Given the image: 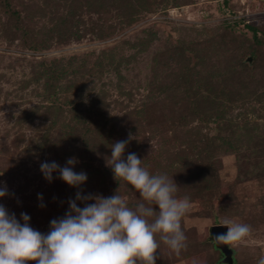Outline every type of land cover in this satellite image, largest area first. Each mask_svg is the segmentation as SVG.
Instances as JSON below:
<instances>
[{
    "label": "rangeland",
    "instance_id": "obj_1",
    "mask_svg": "<svg viewBox=\"0 0 264 264\" xmlns=\"http://www.w3.org/2000/svg\"><path fill=\"white\" fill-rule=\"evenodd\" d=\"M129 135L122 158L172 177L191 204L186 248L177 255L157 235L156 264H223L214 237L225 219L252 229L228 245L236 264H258L264 0H0V204L42 234L69 201L85 206L78 191L118 193L134 210L140 194L107 166ZM72 157L87 174L79 189L44 178L41 163Z\"/></svg>",
    "mask_w": 264,
    "mask_h": 264
},
{
    "label": "clouds",
    "instance_id": "obj_2",
    "mask_svg": "<svg viewBox=\"0 0 264 264\" xmlns=\"http://www.w3.org/2000/svg\"><path fill=\"white\" fill-rule=\"evenodd\" d=\"M131 139L129 135L128 140L110 146L107 166L116 180L126 181L140 194L142 202L134 210L118 193L103 197L84 196L78 191L76 200L85 206L80 208L76 201H69L68 213L51 221L50 231L42 234L30 226L27 214H21V224L0 204V264H156L155 253L160 246L157 235L179 255L187 246L181 220L191 208L190 201L188 197L177 198L179 188L172 177L150 174L135 153H129L126 161L122 158ZM77 163L75 157L64 167L55 161L43 162L40 171L49 182L53 173H59L63 182L79 189L86 183L87 174L73 170ZM7 195V186L0 187V198ZM221 226L228 231L215 236L214 241L233 247L252 231L249 225L227 219ZM258 264H264V257Z\"/></svg>",
    "mask_w": 264,
    "mask_h": 264
},
{
    "label": "water",
    "instance_id": "obj_3",
    "mask_svg": "<svg viewBox=\"0 0 264 264\" xmlns=\"http://www.w3.org/2000/svg\"><path fill=\"white\" fill-rule=\"evenodd\" d=\"M251 60V59H250ZM228 231L227 228L224 229V233L226 234ZM216 247L223 253L224 259L223 262L225 264H234V256H233V250L228 245H222L215 242Z\"/></svg>",
    "mask_w": 264,
    "mask_h": 264
},
{
    "label": "trees",
    "instance_id": "obj_4",
    "mask_svg": "<svg viewBox=\"0 0 264 264\" xmlns=\"http://www.w3.org/2000/svg\"><path fill=\"white\" fill-rule=\"evenodd\" d=\"M227 2V1H226ZM227 3H225V5H226ZM10 8V6H8V4H6L5 5V7H4V11L5 12H7V13H9L10 15H14L15 14V12L14 11H12L11 9H9ZM250 30H251V32L253 33V37H254V39L257 41V42H262L263 40L261 39V37H260V35H259V33H258V31H257V29L255 28V27H253V26H249L248 27ZM214 244H215V242H214ZM215 246H216V244H215ZM223 255V253L221 252V256ZM222 258L224 259V255L222 256ZM223 264H225L224 262H223ZM234 264H236V262H235V259H234Z\"/></svg>",
    "mask_w": 264,
    "mask_h": 264
}]
</instances>
